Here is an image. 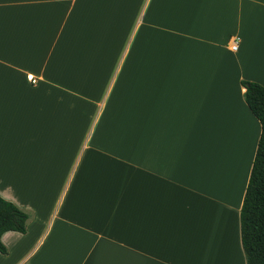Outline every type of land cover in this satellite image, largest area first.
<instances>
[{
	"label": "crops",
	"instance_id": "obj_1",
	"mask_svg": "<svg viewBox=\"0 0 264 264\" xmlns=\"http://www.w3.org/2000/svg\"><path fill=\"white\" fill-rule=\"evenodd\" d=\"M242 81L264 0H0V264H246Z\"/></svg>",
	"mask_w": 264,
	"mask_h": 264
},
{
	"label": "trees",
	"instance_id": "obj_2",
	"mask_svg": "<svg viewBox=\"0 0 264 264\" xmlns=\"http://www.w3.org/2000/svg\"><path fill=\"white\" fill-rule=\"evenodd\" d=\"M244 100L258 120L261 133L240 212L241 243L246 264H264V86L242 81ZM28 214L0 197V253L7 254L1 236L7 231L24 234Z\"/></svg>",
	"mask_w": 264,
	"mask_h": 264
},
{
	"label": "built area",
	"instance_id": "obj_3",
	"mask_svg": "<svg viewBox=\"0 0 264 264\" xmlns=\"http://www.w3.org/2000/svg\"><path fill=\"white\" fill-rule=\"evenodd\" d=\"M236 48V42L233 41V44L231 45V49L234 50Z\"/></svg>",
	"mask_w": 264,
	"mask_h": 264
},
{
	"label": "rangeland",
	"instance_id": "obj_4",
	"mask_svg": "<svg viewBox=\"0 0 264 264\" xmlns=\"http://www.w3.org/2000/svg\"><path fill=\"white\" fill-rule=\"evenodd\" d=\"M44 185L43 182H39V185L37 186L38 189H40ZM34 188V187H33Z\"/></svg>",
	"mask_w": 264,
	"mask_h": 264
}]
</instances>
